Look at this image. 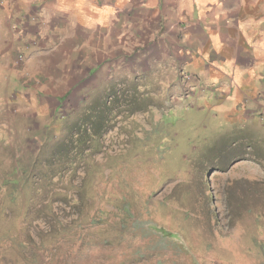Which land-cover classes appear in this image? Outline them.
<instances>
[{
	"label": "rangeland",
	"instance_id": "rangeland-1",
	"mask_svg": "<svg viewBox=\"0 0 264 264\" xmlns=\"http://www.w3.org/2000/svg\"><path fill=\"white\" fill-rule=\"evenodd\" d=\"M161 2L80 82L0 26V264H264V107Z\"/></svg>",
	"mask_w": 264,
	"mask_h": 264
},
{
	"label": "crops",
	"instance_id": "crops-1",
	"mask_svg": "<svg viewBox=\"0 0 264 264\" xmlns=\"http://www.w3.org/2000/svg\"><path fill=\"white\" fill-rule=\"evenodd\" d=\"M34 1L0 0L1 29L10 32L16 22L27 34H42L38 36L42 43L58 47L59 52L50 50L55 57L71 55L75 71L79 69L82 74L78 82L86 79L88 67L100 63V59L93 61L94 56L103 59L114 47L136 48L125 41L134 40L136 31L145 33L139 29L143 18L155 16L157 23L163 5L162 0H42L43 5L37 7ZM165 1L174 8L179 6L178 10L182 8V18L173 12L174 17L196 28L193 32L185 28L183 33L189 45L197 40L195 47L201 56L216 65L210 71L229 78L235 88L248 85L254 96L252 104L264 107V0ZM18 13L21 18H15ZM164 24L169 25L168 21ZM109 30L114 37L109 36ZM72 45L73 49L66 51ZM6 51L16 63L17 52L11 47ZM67 73L63 78L74 81L75 75Z\"/></svg>",
	"mask_w": 264,
	"mask_h": 264
}]
</instances>
